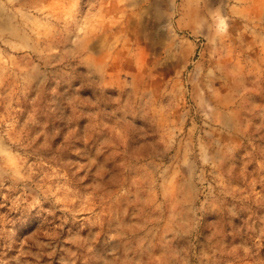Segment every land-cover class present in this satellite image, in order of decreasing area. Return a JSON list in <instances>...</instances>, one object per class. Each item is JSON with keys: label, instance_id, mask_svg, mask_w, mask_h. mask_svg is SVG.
<instances>
[{"label": "clouds", "instance_id": "clouds-1", "mask_svg": "<svg viewBox=\"0 0 264 264\" xmlns=\"http://www.w3.org/2000/svg\"><path fill=\"white\" fill-rule=\"evenodd\" d=\"M0 264H264V0H0Z\"/></svg>", "mask_w": 264, "mask_h": 264}]
</instances>
